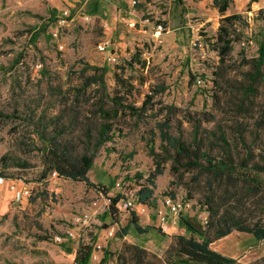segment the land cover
I'll return each instance as SVG.
<instances>
[{
  "label": "rangeland",
  "instance_id": "374dc122",
  "mask_svg": "<svg viewBox=\"0 0 264 264\" xmlns=\"http://www.w3.org/2000/svg\"><path fill=\"white\" fill-rule=\"evenodd\" d=\"M53 4L50 0H0V8L13 13L7 18L0 12V173L3 184L22 180L32 189L27 202H14L11 197L3 202L0 194V264H77L76 251L81 244L100 245L98 258H91L89 264H101L105 251L116 252L121 247L120 228L128 226L127 237L139 239L140 233L131 225L132 212L121 210L120 224L113 222L109 212L108 199L120 194L119 181H125L132 191L140 184L149 186L153 195L147 202L153 200L159 205L164 196L173 195L189 203L188 210L177 219L181 228L170 219L165 235L151 231L142 237V243L148 242L152 252L162 255L173 236L187 235L184 219L199 229L206 226L208 218L206 207L199 201L201 195L188 199L187 188L171 172V162L156 176L154 185H148L155 172L150 155L151 128L164 114H158L157 119L152 115L138 125L135 118H127L116 126L123 132L115 131L112 140L97 153L88 174L100 189L66 178L53 179L50 174L41 179L45 137L50 120L63 109V95L83 84L88 65L106 68L110 92L116 87V71L131 78L136 87L131 100L137 105L152 90L164 86L166 90L155 97V111L149 114L165 105L178 107L180 119L195 111H211L214 72L220 63L215 44L222 15L213 0H62L53 19L49 13ZM65 11L71 16L60 28ZM226 14H241L244 19L233 27L240 40L234 42L226 58V63L237 70L242 55L255 58L264 44V7L253 10L248 1L244 6L232 4ZM130 22L135 27H130ZM102 42L110 44L106 53L97 50ZM113 49L120 56L116 64L108 60ZM135 58L144 61L146 67L134 62ZM129 62H134V67ZM193 76L204 80L203 85ZM94 89L87 91L90 100L95 98ZM184 128L189 130V124L184 123ZM159 144L158 138L156 151ZM6 190L10 191L8 186ZM94 199L99 201L98 213H93L88 228L79 231L81 238L55 241L56 235L65 236L73 218ZM146 215L137 213L143 225L147 224ZM149 222L158 228L154 212ZM110 228H115V235L108 238ZM212 247L242 264H264V242L247 233L235 231Z\"/></svg>",
  "mask_w": 264,
  "mask_h": 264
},
{
  "label": "trees",
  "instance_id": "16d2710c",
  "mask_svg": "<svg viewBox=\"0 0 264 264\" xmlns=\"http://www.w3.org/2000/svg\"><path fill=\"white\" fill-rule=\"evenodd\" d=\"M231 3V0H213L222 20L215 44L220 63L214 72L211 111H195L180 119L178 107L165 105L157 113L149 114L155 111V97L166 90L164 86L152 90L137 105L131 100L136 90L131 78H124L116 71V87L110 92L106 68L88 65L83 84L63 95L62 111L49 122L41 179L57 172L60 178L100 189L88 174L97 153L112 140L115 131L123 132L116 126L127 118H135L138 125L152 115L157 119L158 114H164L162 120H156L155 128H151L150 155L155 172L149 177L148 185L153 186L156 176L171 162V172L187 188L188 199L200 194V204L206 207V226L198 229L184 219L187 235L173 236L162 255L125 241L116 252L105 251L101 264L109 261L114 264H242L216 251L212 244L235 231L264 242V44L257 57L247 59L242 55L239 69L226 63L234 42L240 40L233 27L236 22L244 21L241 14L226 16ZM49 13L56 19V10ZM138 61L146 67L144 61L134 59ZM134 62L129 65L134 67ZM92 87H95L92 95L95 98L90 100L86 96ZM184 123L189 124V130L184 128ZM158 138L159 151H156ZM0 176L3 178L2 173ZM128 189L127 195L110 198L109 212L118 224L121 212L117 205L121 199L132 197L145 204L153 195V190L144 184L134 191ZM131 223L139 233L148 231L139 225L135 211ZM128 233V226L120 228L122 238ZM93 251V244H81L76 251V263L89 264Z\"/></svg>",
  "mask_w": 264,
  "mask_h": 264
},
{
  "label": "built area",
  "instance_id": "2783aa9c",
  "mask_svg": "<svg viewBox=\"0 0 264 264\" xmlns=\"http://www.w3.org/2000/svg\"><path fill=\"white\" fill-rule=\"evenodd\" d=\"M253 1V0H250ZM136 4V2H134ZM71 16L69 12H63L61 19L59 20V27L63 28L66 26L68 18ZM86 20H89V18H86ZM135 23L129 24L130 27H135ZM162 30V25L158 26V31L160 32ZM59 30L56 31L54 34L55 37L58 36ZM197 43L195 44V46ZM110 47V44L108 42H102L98 44L97 50L101 53L108 52V48ZM62 49V47H60ZM119 56L116 50L109 51V58L108 60L111 63L116 64L118 62ZM39 67H42V65H39ZM196 83L198 85H203L204 80L201 78H196ZM50 176L53 179H59V175L57 172H52ZM5 181L4 178H0V183L2 184ZM47 180H45L43 183H46ZM117 188L120 191V194H126V191L129 190L125 181H119L117 182ZM9 190L12 192V199L14 202H22L24 199H28L32 196V189L30 187H25L23 189H20L17 185L16 181H13L9 184ZM111 199H108V204L110 205ZM190 207L189 203L184 199L180 197H176L173 195H167L162 198V201L158 205L153 200L151 202L147 203H141L138 202L136 199L132 197H128L127 199H121V201L118 203L117 208L121 210H126L130 212H137L141 213L143 215L150 214L151 212H154L157 215L158 222H159V230L163 233H167L169 231V222L170 219L177 220L179 219L184 212L188 210ZM99 209V201L98 199L92 200L91 204L88 208L84 209L80 214L76 215L73 218L72 221V227L69 228L65 234H59L55 236V241L59 243H63L66 240L68 241H74L81 238V234H79V231L82 228H88L90 225V222L93 218V213L97 212ZM98 213V212H97ZM115 235V228H110L108 232V238H111ZM65 237V238H64ZM101 249L100 245L94 246V251L92 254L93 259H97V252Z\"/></svg>",
  "mask_w": 264,
  "mask_h": 264
},
{
  "label": "crops",
  "instance_id": "0c3cea01",
  "mask_svg": "<svg viewBox=\"0 0 264 264\" xmlns=\"http://www.w3.org/2000/svg\"><path fill=\"white\" fill-rule=\"evenodd\" d=\"M38 1H40V0H38ZM52 3H54L53 4V7H54V10H56V12H57V10L59 11V9H60V5H61V3H62V0H50ZM63 1H67V0H63ZM72 2H73V0H71ZM232 1V3H231V5L232 4H234V5H236V6H244V5H246L247 3H248V1L250 2V5L252 6V9L253 10H259V9H261L262 7H264V0H253V1H250V0H231ZM134 2H136V1H134ZM133 2V3H134ZM2 3H3V0H2ZM137 3V2H136ZM72 5V4H71ZM49 8V7H48ZM230 9V8H229ZM53 10V9H52ZM121 11V10H120ZM0 12L2 13V15L3 16H5V17H9V16H11V15H13V13H9L7 10H5V9H3V8H0ZM50 12V11H49ZM58 13V12H57ZM132 12H130V14H131ZM119 15V14H118ZM121 15H123V11H121V13H120V16ZM226 16H230V15H227L226 14ZM131 23H134V22H130L129 24H131ZM114 51L116 50V52L118 53V50L117 49H113ZM118 56H119V53H118ZM120 57V56H119ZM14 181V180H13ZM13 181H11V183L13 182ZM16 182H17V185H18V187L20 188V189H23V188H25V187H29L28 185H27V183H25V182H23L22 180H16ZM10 184V183H9ZM8 186V188H9V185H5V184H1L0 185V194H2L3 195V198H4V200H3V202H8L9 201V199H10V197L12 198V196L13 195H11V191H8V190H6V187ZM22 202H27V199H24ZM151 213H153V212H151ZM151 213L150 214H147L146 215V217H147V224L146 225H143L141 222H139V225L140 226H142L143 228H148V231L147 232H145V233H140V237H139V239H137L136 241H133V240H131L129 237H127V235L123 238V240H122V243L123 242H128V243H132V244H137V245H140V246H142V247H145L146 249H148V250H152L151 248H149L148 247V242H146V243H142V237L145 235V234H147V233H149V232H151V231H157V232H159L160 233V231H159V228H157L156 227V225H151L150 224V215H151ZM146 219V218H145ZM171 220H174V219H171ZM174 221H176L177 222V224H178V226H179V223H178V221L177 220H174ZM131 225H132V227L133 228H135V226L131 223ZM179 228H181L180 226H179ZM178 228V229H179ZM136 230V229H135ZM176 230V229H175ZM139 233V232H138ZM182 233H184V232H182ZM100 234L98 233V236H99ZM179 235H186V234H179ZM100 237V236H99ZM101 238V237H100ZM168 239H170L171 237H167ZM146 239V238H145ZM144 239V240H145ZM213 249H215V248H213ZM216 250V249H215ZM216 251H218V250H216ZM231 257V256H230ZM233 258V257H232Z\"/></svg>",
  "mask_w": 264,
  "mask_h": 264
}]
</instances>
